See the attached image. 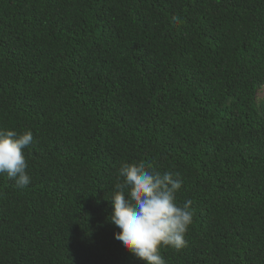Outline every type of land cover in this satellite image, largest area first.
I'll return each mask as SVG.
<instances>
[{
  "label": "trees",
  "instance_id": "16d2710c",
  "mask_svg": "<svg viewBox=\"0 0 264 264\" xmlns=\"http://www.w3.org/2000/svg\"><path fill=\"white\" fill-rule=\"evenodd\" d=\"M179 22H173L172 17ZM264 0H0V264H145L115 238L122 163L180 173L166 264H264Z\"/></svg>",
  "mask_w": 264,
  "mask_h": 264
},
{
  "label": "clouds",
  "instance_id": "9594fccd",
  "mask_svg": "<svg viewBox=\"0 0 264 264\" xmlns=\"http://www.w3.org/2000/svg\"><path fill=\"white\" fill-rule=\"evenodd\" d=\"M171 19L179 22L178 17ZM255 100L264 104V91L258 92ZM33 140L30 130L0 128V175L20 189L31 182L24 149ZM118 172L122 180L118 179L108 198L112 206L109 219L119 229L115 238L145 264H166L160 249L186 247L185 234L193 219L190 200L183 206L176 203L183 184L180 173L160 172L144 161L122 163Z\"/></svg>",
  "mask_w": 264,
  "mask_h": 264
},
{
  "label": "rangeland",
  "instance_id": "374dc122",
  "mask_svg": "<svg viewBox=\"0 0 264 264\" xmlns=\"http://www.w3.org/2000/svg\"><path fill=\"white\" fill-rule=\"evenodd\" d=\"M262 91H264V85L261 86V87L258 89L257 94H258V92H262Z\"/></svg>",
  "mask_w": 264,
  "mask_h": 264
}]
</instances>
